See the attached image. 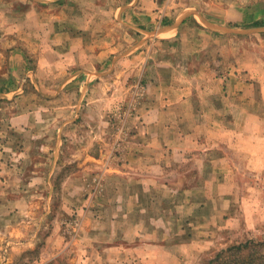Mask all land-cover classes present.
Wrapping results in <instances>:
<instances>
[{"label": "crops", "instance_id": "1", "mask_svg": "<svg viewBox=\"0 0 264 264\" xmlns=\"http://www.w3.org/2000/svg\"><path fill=\"white\" fill-rule=\"evenodd\" d=\"M261 21L264 0H0V240L20 254L43 244L46 263L73 247L63 217L80 210L74 264L115 252L185 264L210 251L205 207L219 209L214 190L231 175L216 130L235 94L219 89L206 22ZM133 95L110 165L109 119Z\"/></svg>", "mask_w": 264, "mask_h": 264}, {"label": "rangeland", "instance_id": "2", "mask_svg": "<svg viewBox=\"0 0 264 264\" xmlns=\"http://www.w3.org/2000/svg\"><path fill=\"white\" fill-rule=\"evenodd\" d=\"M217 27L219 29L216 30V35L219 36V40L213 50L209 51L208 56L209 60L211 59L213 73L220 79L219 89L235 94L234 102L230 103L235 105V109L220 114L225 123L222 128L216 130L219 132L217 138L221 141L219 149L226 148L227 151L221 162H224L223 167L229 166L231 175L225 177L220 192L214 190L220 199L219 209L215 210L214 201L205 207L204 216H207V213L212 214L214 209L213 218H216L217 225H205L216 229L214 232L210 231L213 235V247L203 256L188 258L185 264H209L220 253H223L221 264H264V24L245 26L230 22ZM133 96L128 100L124 114L111 115V121L109 119L110 129L107 134L111 143L109 147L111 153L107 161L109 164L121 157L119 155L123 153L124 142L132 131L127 126L130 119L135 116L134 109L138 97ZM244 108L246 112L243 111ZM93 149H96L95 146ZM192 179L204 178L189 177V180ZM99 180L97 177L94 179L92 196L99 194ZM198 195L202 198L207 197L205 193ZM207 200H210V197H207ZM36 210L40 218L47 209L45 205L39 203ZM52 212L55 213L53 210ZM82 215V211L74 210L63 217L66 221L63 231L65 229L73 247L68 249L70 251L43 264H74L72 261L79 252L77 240L82 235ZM6 239L0 240V248H3L0 249V264H38L37 258L41 256L43 244L34 252L20 254L13 247L8 248ZM82 255L84 253L76 258L80 264H84L87 257ZM108 256L109 262H105L107 264L116 262L135 264L130 262L132 261L130 256L123 257L121 252L120 254L115 252V255L110 253ZM96 257L90 255L93 262H99L100 259ZM126 258L127 262L124 261ZM103 259L107 260L105 257Z\"/></svg>", "mask_w": 264, "mask_h": 264}, {"label": "trees", "instance_id": "3", "mask_svg": "<svg viewBox=\"0 0 264 264\" xmlns=\"http://www.w3.org/2000/svg\"><path fill=\"white\" fill-rule=\"evenodd\" d=\"M264 24V21H261V22H256V23H253V25H263ZM231 250V249H230ZM235 250H237V247H235ZM223 253H220V254H218L217 256H216V259H214V260H212L209 264H214V263H216L217 262V264H221V255H222Z\"/></svg>", "mask_w": 264, "mask_h": 264}, {"label": "water", "instance_id": "4", "mask_svg": "<svg viewBox=\"0 0 264 264\" xmlns=\"http://www.w3.org/2000/svg\"><path fill=\"white\" fill-rule=\"evenodd\" d=\"M206 23L209 24V25L212 26V27H215L216 30L219 29V28H218L217 26H215V25H212V24H210V23H208V22H206Z\"/></svg>", "mask_w": 264, "mask_h": 264}]
</instances>
